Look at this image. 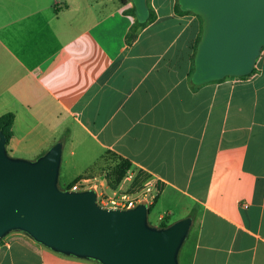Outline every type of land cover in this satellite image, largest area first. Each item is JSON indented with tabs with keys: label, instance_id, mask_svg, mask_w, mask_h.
Listing matches in <instances>:
<instances>
[{
	"label": "crops",
	"instance_id": "1",
	"mask_svg": "<svg viewBox=\"0 0 264 264\" xmlns=\"http://www.w3.org/2000/svg\"><path fill=\"white\" fill-rule=\"evenodd\" d=\"M176 2L147 0L154 17L127 44L129 0H0L7 152L33 160L60 140L61 164L83 148L92 165L111 152L160 186L149 224L194 212L180 264H264V48L251 75L194 84L201 18ZM0 264L97 263L13 230Z\"/></svg>",
	"mask_w": 264,
	"mask_h": 264
},
{
	"label": "water",
	"instance_id": "2",
	"mask_svg": "<svg viewBox=\"0 0 264 264\" xmlns=\"http://www.w3.org/2000/svg\"><path fill=\"white\" fill-rule=\"evenodd\" d=\"M138 22L149 17L147 0H131ZM199 15L202 33L191 81L202 84L253 71L264 48V0H177ZM62 141L31 160L8 154L0 132V240L20 230L58 253L100 264H180L192 218L167 226L148 222L149 207H106L96 192L62 189Z\"/></svg>",
	"mask_w": 264,
	"mask_h": 264
},
{
	"label": "rangeland",
	"instance_id": "3",
	"mask_svg": "<svg viewBox=\"0 0 264 264\" xmlns=\"http://www.w3.org/2000/svg\"><path fill=\"white\" fill-rule=\"evenodd\" d=\"M201 23L203 25L202 18ZM82 151L83 148L78 149L77 154L72 157H68L67 151H65L63 162L60 168L59 186H65L66 184L70 183L75 179V175L78 171H83V173H86V175H95L97 177L95 184L97 185L99 190L103 191L107 195H113V192H116L117 195L119 193L125 192L132 197H139V194L144 189L142 185V180L140 178H138V180L134 179V176L136 174L130 171L129 169L126 171L122 180L117 185H113L114 181L113 177L111 176V171L114 165L118 162L116 157L106 153L104 158H102L101 160H95L96 164L92 165L91 161L94 153H89L90 156H87ZM162 208L163 205L160 204L151 211L149 216L150 222L155 224L159 223V219H157L156 216L160 211H162Z\"/></svg>",
	"mask_w": 264,
	"mask_h": 264
},
{
	"label": "trees",
	"instance_id": "4",
	"mask_svg": "<svg viewBox=\"0 0 264 264\" xmlns=\"http://www.w3.org/2000/svg\"><path fill=\"white\" fill-rule=\"evenodd\" d=\"M123 3H125V0H121ZM131 1V0H129ZM176 11L178 12H186L184 10H181L179 8V4L178 2H176ZM131 15H134V6L133 4L131 5V7L127 10ZM154 15L152 13V11L149 9V17H148V20L145 21V22H138L135 18L134 20V23L132 24V26L130 27L128 33L126 34V37H125V41L127 44H131L137 37V32H138V29L143 27L146 23H148L149 21H151L153 19ZM201 33H202V29H201ZM201 33L199 35V37L194 41L193 43V46H192V49H193V52L191 54V60H192V69L189 73V79L191 80V74L193 72V69H194V56H195V52H196V48H197V43L198 41L200 40V37H201ZM255 70V68H253V71ZM253 71L248 74V75H245V76H239V78L241 77H246V76H249L253 73ZM227 77H234V76H226L224 78H227ZM223 78V79H224ZM222 80V79H220ZM14 121V114L12 112H7V113H4L3 115L0 116V132L2 134H4V136L6 137V143L7 141L9 140L12 132H11V127H12V123ZM108 154H111L112 156L116 157L118 162L114 165L112 171H111V176L113 177V185H117L123 178V176L125 175L126 171L130 168V163L125 160V159H122V158H119L117 157L116 155H114L113 153L111 152H108ZM140 173H137L136 174V177L135 179L138 180L139 178V175ZM80 177H77L75 178L73 181L75 182L76 180H78ZM73 181H71L70 183L66 184L65 186H62L60 185V187L62 189H65V188H68L70 189L71 188V185L74 183ZM157 187L158 189H160V186L157 184ZM158 196H156L154 202L152 204H150L148 207H149V211L152 209V207L154 206L155 204V201L157 199ZM193 211L190 213V215L192 216L193 215ZM190 216V217H191ZM169 224L168 220H167V217L164 216L162 221L160 222L159 226H167ZM91 261H94L96 262L97 264H100L98 261L96 260H91Z\"/></svg>",
	"mask_w": 264,
	"mask_h": 264
},
{
	"label": "built area",
	"instance_id": "5",
	"mask_svg": "<svg viewBox=\"0 0 264 264\" xmlns=\"http://www.w3.org/2000/svg\"><path fill=\"white\" fill-rule=\"evenodd\" d=\"M132 176V175H130ZM136 175L134 176L135 179ZM142 180V185L144 187L143 191L139 194V197H132L125 192L119 193L113 192V195H107L103 191L99 190L95 181L97 177L94 176H81L78 180H76L72 185L70 190H83V189H93L96 192L97 202L102 206L107 207H121V208H130L133 207L138 202H144L148 206L152 204L159 193V189L155 182L149 180L145 175L139 176ZM141 197V198H140Z\"/></svg>",
	"mask_w": 264,
	"mask_h": 264
}]
</instances>
